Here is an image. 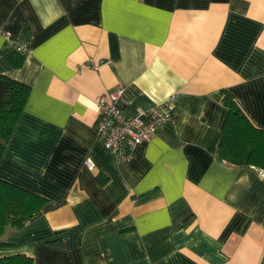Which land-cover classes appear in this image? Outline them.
<instances>
[{
    "label": "crops",
    "instance_id": "obj_1",
    "mask_svg": "<svg viewBox=\"0 0 264 264\" xmlns=\"http://www.w3.org/2000/svg\"><path fill=\"white\" fill-rule=\"evenodd\" d=\"M0 25L28 42L14 67L0 35V72L30 87L0 179L46 199L0 257L264 264V170L216 156L224 91L264 129V0H0ZM116 85L127 115L172 116L119 164L95 130Z\"/></svg>",
    "mask_w": 264,
    "mask_h": 264
},
{
    "label": "trees",
    "instance_id": "obj_2",
    "mask_svg": "<svg viewBox=\"0 0 264 264\" xmlns=\"http://www.w3.org/2000/svg\"><path fill=\"white\" fill-rule=\"evenodd\" d=\"M5 54L14 67L22 64L23 54L13 50H5ZM29 93L28 85L0 72V158ZM223 103L227 114L221 126L216 156L233 164L264 170V129L250 122L229 91H224ZM45 202L41 195L0 179V234L6 226L19 228L35 219ZM32 263V257L23 253L0 257V264Z\"/></svg>",
    "mask_w": 264,
    "mask_h": 264
},
{
    "label": "built area",
    "instance_id": "obj_3",
    "mask_svg": "<svg viewBox=\"0 0 264 264\" xmlns=\"http://www.w3.org/2000/svg\"><path fill=\"white\" fill-rule=\"evenodd\" d=\"M0 35L6 39V46L9 49L21 53L27 51L28 42L12 39L10 32L1 25ZM95 102L97 105L95 121L97 137L118 164L129 161L132 158L133 149L138 144L149 141L159 127L172 118L171 113L161 111L156 107L146 110L138 109L136 115H127L123 110L126 99L121 85H116L112 91L100 93ZM85 162L89 169L95 167L91 158L88 157Z\"/></svg>",
    "mask_w": 264,
    "mask_h": 264
}]
</instances>
